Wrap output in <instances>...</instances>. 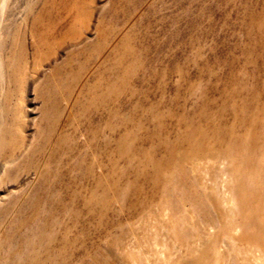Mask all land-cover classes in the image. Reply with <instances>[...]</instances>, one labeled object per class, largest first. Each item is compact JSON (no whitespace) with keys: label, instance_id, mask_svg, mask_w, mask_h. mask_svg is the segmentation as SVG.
<instances>
[{"label":"rangeland","instance_id":"rangeland-1","mask_svg":"<svg viewBox=\"0 0 264 264\" xmlns=\"http://www.w3.org/2000/svg\"><path fill=\"white\" fill-rule=\"evenodd\" d=\"M0 10V264H264V0Z\"/></svg>","mask_w":264,"mask_h":264},{"label":"bare ground","instance_id":"bare-ground-1","mask_svg":"<svg viewBox=\"0 0 264 264\" xmlns=\"http://www.w3.org/2000/svg\"><path fill=\"white\" fill-rule=\"evenodd\" d=\"M3 8V7H2ZM1 11V10H0ZM3 12V11H2ZM9 133V130H7V134ZM6 134V136H7ZM5 136V138L2 140V142L0 141V145L1 146H5L8 142V138ZM196 136V132L192 131L188 133V140H193V138ZM208 137L206 135H203L201 137V139L197 142H195V144L193 145L192 148H190L188 151H186L188 154H192V155H200L203 153L204 151V147H205V139H207ZM222 146V144H219L218 147L219 149H221L220 147ZM229 147V145H228ZM222 150V149H221ZM161 170V163H156L154 164L150 169L149 172L152 174H158ZM130 187H134L135 186V181L129 184Z\"/></svg>","mask_w":264,"mask_h":264}]
</instances>
